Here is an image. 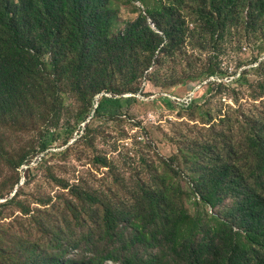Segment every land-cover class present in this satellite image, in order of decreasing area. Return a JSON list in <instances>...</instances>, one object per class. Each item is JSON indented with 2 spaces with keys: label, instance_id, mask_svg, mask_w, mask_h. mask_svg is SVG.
I'll list each match as a JSON object with an SVG mask.
<instances>
[{
  "label": "rangeland",
  "instance_id": "rangeland-1",
  "mask_svg": "<svg viewBox=\"0 0 264 264\" xmlns=\"http://www.w3.org/2000/svg\"><path fill=\"white\" fill-rule=\"evenodd\" d=\"M88 2L99 38L137 23L146 41L105 62L93 89L54 68L42 45L44 61L28 59L17 99L0 108V264H30L35 254L82 264L90 243L117 248L118 259L94 264H193L187 240L236 221V202L259 184L249 134L264 127V0H235L218 25L200 14L213 0ZM168 24L182 35L155 50L149 41ZM113 96L118 114L98 113ZM106 211L115 236L102 229L88 238Z\"/></svg>",
  "mask_w": 264,
  "mask_h": 264
},
{
  "label": "trees",
  "instance_id": "trees-1",
  "mask_svg": "<svg viewBox=\"0 0 264 264\" xmlns=\"http://www.w3.org/2000/svg\"><path fill=\"white\" fill-rule=\"evenodd\" d=\"M234 4L235 0H213L212 11L205 14L200 10V14L218 25L219 20L227 14L229 6ZM66 7H70L69 12ZM97 13L93 11L88 0H42L41 3L40 0H19L17 4L10 0H0V108L14 103L17 99L29 72L31 61L29 63L28 59L44 61L45 54H42L41 45L45 47L46 52L53 53L54 68L61 72L73 70L78 82H82L84 76L89 78L88 83L92 84L93 89L96 86L93 81L98 77L100 80V72L107 70L103 69L105 62H110L112 56L124 53L129 46L142 45L146 41L145 32L139 29L137 23L117 37L99 38ZM168 26L163 31V38L157 37L149 41L155 50L162 44L163 49L164 42H169L167 46H171L176 38L182 35V32L177 35V29L172 28L173 25ZM62 44L69 48L71 53H75L74 59L63 53ZM252 70L243 71L239 79H247ZM101 89L98 88L94 92L95 95L99 94ZM121 107L120 98L103 97L97 112L115 117ZM222 120L224 122L225 118ZM249 147L260 160L259 184L252 185L243 198L236 202L233 208L236 221L232 218L222 220L215 231L208 232L198 240H187L186 251L193 264H264V127L260 123L252 126ZM82 197L91 203L99 202L98 198L86 192H82ZM199 198L205 201L203 197ZM13 202L14 199L7 201L1 208ZM154 210L153 220L157 222L162 216L157 208ZM236 222L241 223L238 229L239 232L243 231L245 244L237 238ZM116 225L110 211H106L97 226L89 228L86 235L88 238H96L103 229L107 230L110 236H115ZM177 232L176 226L167 234L176 237ZM99 243L101 244L100 241ZM89 245V258L83 256L89 261L82 264H94L99 258L109 261L114 260L115 256L117 258V248L108 243L103 250L91 243ZM59 247L58 251L64 254L63 246ZM30 264L64 263L61 258L50 261L35 254ZM128 264L138 263L130 259ZM150 264L160 263L153 261Z\"/></svg>",
  "mask_w": 264,
  "mask_h": 264
}]
</instances>
